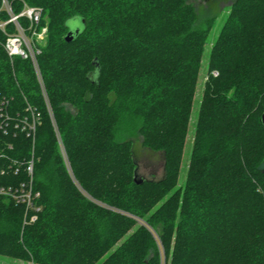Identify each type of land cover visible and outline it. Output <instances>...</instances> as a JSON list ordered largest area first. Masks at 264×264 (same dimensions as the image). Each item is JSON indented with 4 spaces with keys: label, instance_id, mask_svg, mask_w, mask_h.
I'll return each instance as SVG.
<instances>
[{
    "label": "trees",
    "instance_id": "16d2710c",
    "mask_svg": "<svg viewBox=\"0 0 264 264\" xmlns=\"http://www.w3.org/2000/svg\"><path fill=\"white\" fill-rule=\"evenodd\" d=\"M9 1L16 13L43 9L46 97L32 62L11 59L0 30L9 113L30 104L41 115L35 139L0 135V167L34 153L42 207L24 226V207L0 197V262L159 264V240L167 264H264V0L232 1L206 67L217 16L196 3L210 0ZM76 17L84 28L68 43ZM135 140L163 154L162 179H135Z\"/></svg>",
    "mask_w": 264,
    "mask_h": 264
},
{
    "label": "built area",
    "instance_id": "2783aa9c",
    "mask_svg": "<svg viewBox=\"0 0 264 264\" xmlns=\"http://www.w3.org/2000/svg\"><path fill=\"white\" fill-rule=\"evenodd\" d=\"M1 1L0 30L7 37L4 44L5 51L11 59L20 57L23 60H30L32 62L39 83L43 89V95L46 97L38 63V56L42 53L40 44L44 41L48 31L46 27H43L41 30L39 29L43 18V9L30 7L25 4L23 9L19 13H16L9 0ZM2 14H5L7 18L2 19ZM23 19L29 21L28 28H25L22 24ZM9 26L13 27L12 31H9ZM10 104L11 99L2 96L0 93V135H13L17 137L19 134H25L28 138L35 139L41 119L40 113L36 108L28 104L26 114H17L14 116L9 113ZM46 104L50 110L47 99ZM4 157L3 151L0 150V159ZM34 170V153H32L30 159L22 161L14 160L10 164L0 167V176L3 179H10V177H14L12 179H18L17 182L7 183L3 180L0 183V197H7L17 205L24 207V226L34 224L38 220V216L42 210V207L39 205L41 192L35 186ZM22 175H24V179H20ZM157 243L161 253L160 264H167L166 254L161 242L158 240Z\"/></svg>",
    "mask_w": 264,
    "mask_h": 264
},
{
    "label": "rangeland",
    "instance_id": "374dc122",
    "mask_svg": "<svg viewBox=\"0 0 264 264\" xmlns=\"http://www.w3.org/2000/svg\"><path fill=\"white\" fill-rule=\"evenodd\" d=\"M233 0H210L209 2H198L197 5L200 6V12L203 13L205 9L210 7V10H212V14L217 16V20L214 24L213 30L209 36L208 39V45L207 50L204 58V66L206 67L208 63L209 58V52L212 44L217 39L219 32L221 30V27L223 26L224 20L226 16L229 13V7L232 4ZM208 3V4H207ZM69 30L76 32L77 29L82 30L84 27L83 22L76 18L73 20H70L67 23ZM205 67L203 68V71L201 73L197 92L195 95L194 105L192 109V115H191V123H190V129L187 136V143L184 151V157L182 161V169H181V175L179 179L180 184H184L187 178L188 173V166L190 164L193 144H194V133H195V127L198 120V114L200 109V104L202 102L203 97V91H204V84L207 81V72ZM216 76L218 75L217 72L214 73ZM133 151L135 155V161L137 164L136 170H138V177L143 179H154V180H160L164 177V156L162 153H156L151 151L150 149L144 148L140 141L135 140L133 142ZM140 222V221H139ZM140 225H143L142 222H140ZM166 254V253H165ZM159 264L161 262V253L159 252ZM0 264H35L32 260L30 261H22V260H13V261H5L4 263L0 262Z\"/></svg>",
    "mask_w": 264,
    "mask_h": 264
},
{
    "label": "water",
    "instance_id": "95a60500",
    "mask_svg": "<svg viewBox=\"0 0 264 264\" xmlns=\"http://www.w3.org/2000/svg\"><path fill=\"white\" fill-rule=\"evenodd\" d=\"M76 18H78V17H76ZM76 18H73V19H76ZM73 19H71V20H73ZM78 19H80V18H78ZM82 22H83V20L82 19H80ZM70 21V20H69ZM68 21V22H69ZM67 22V23H68ZM83 24H84V22H83ZM68 26V25H67ZM84 28V27H83ZM83 30V29H82ZM82 30H80V29H77V31L76 32H73V31H69V33L67 34V36H66V41L68 42V43H70V42H72L74 39H75V37L79 34V33H81V31ZM262 123H263V125H264V114L262 115ZM137 174H136V176H135V179L137 178Z\"/></svg>",
    "mask_w": 264,
    "mask_h": 264
}]
</instances>
